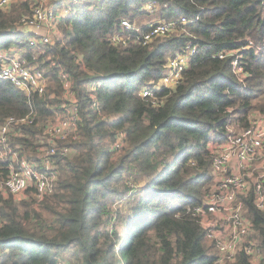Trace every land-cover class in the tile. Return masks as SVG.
<instances>
[{
	"label": "trees",
	"instance_id": "obj_1",
	"mask_svg": "<svg viewBox=\"0 0 264 264\" xmlns=\"http://www.w3.org/2000/svg\"><path fill=\"white\" fill-rule=\"evenodd\" d=\"M150 2L156 10L147 8ZM67 3L75 11L59 20L62 33L43 50L28 46L26 52L49 78L47 93L35 98L40 120L61 109L62 73L72 80L78 150L60 158L56 190L38 202L40 208L33 199L2 198L0 264L214 261L219 252L190 209L213 182L210 143L224 140L231 126H248L253 110L264 111V0H58L57 6ZM30 11L28 2H18L0 12V48L27 38L15 26ZM154 16L180 22L143 44L141 30ZM140 18L150 20L141 29L122 24ZM117 31L131 32L127 43L111 39ZM248 39L261 49L244 50L250 75L243 83L231 59L218 52L243 47ZM187 46L196 52L181 82L161 88L157 103L143 96ZM30 110L26 95L0 77V119ZM118 134L126 143L115 149ZM244 201L251 238L264 252V210L251 197ZM231 264H252L251 257L240 251Z\"/></svg>",
	"mask_w": 264,
	"mask_h": 264
},
{
	"label": "built area",
	"instance_id": "obj_2",
	"mask_svg": "<svg viewBox=\"0 0 264 264\" xmlns=\"http://www.w3.org/2000/svg\"><path fill=\"white\" fill-rule=\"evenodd\" d=\"M58 0H0V12H8L18 2H28L30 14L23 15L15 30L27 37L19 38L8 50L0 48V77L13 83L27 97L31 110L24 115H7L0 119V201L10 195L17 201L33 199L36 204L55 192L60 176V158L73 156L77 147L73 141L80 137L79 109L72 80L61 75L63 88L61 109L55 117L39 119L35 98L47 93L49 78L45 69L27 56L28 46L43 50L57 35L61 17L75 9L70 4L57 6ZM78 0H73L76 3ZM157 9L153 2L147 5ZM185 17L181 22H186ZM179 20L154 21L141 30L140 40L149 44L158 36H165L179 25ZM123 26L141 29L142 24L128 19ZM131 32L117 31L111 39L127 43ZM27 42V44H26ZM261 49L252 39L240 48L218 52L220 58H230L232 71L241 82L250 75L244 63V50ZM194 46H187L167 63L165 74L158 82L146 85L142 95L153 103L159 102L156 93L163 87L174 88L183 78ZM55 94L50 93L53 98ZM224 140L211 142L213 153V182L203 201L190 210L214 242L219 257L208 264L235 263L238 253L244 251L252 264H261L264 252L251 238L253 221L246 214L245 198L251 197L256 208L264 210V111L255 110L249 115V125L231 126ZM126 143L125 135L118 134L114 148ZM4 224L0 213V226ZM55 264H71L59 261Z\"/></svg>",
	"mask_w": 264,
	"mask_h": 264
},
{
	"label": "rangeland",
	"instance_id": "obj_3",
	"mask_svg": "<svg viewBox=\"0 0 264 264\" xmlns=\"http://www.w3.org/2000/svg\"><path fill=\"white\" fill-rule=\"evenodd\" d=\"M66 2L68 1V0H65ZM24 14H27V15H29V13H24ZM153 21H160V20H158L157 19V17L156 16H154L153 17V19H152ZM150 20H148V19H146V18H140V19H137V23L138 24H143V23H146V22H149ZM56 32L58 33V35H60L61 33H62V29L58 26L57 28H56ZM2 49H4V50H8L9 49V47L7 46V45H4V46H2ZM56 87V86H55ZM51 93H53V94H55V96L54 97H56V91L54 90V89H52V91H51ZM53 97V98H54ZM61 98H62V94H61ZM253 111H255V110H253ZM252 113V112H251ZM250 113V114H251ZM37 208H40L39 206L40 205H38V204H36L35 205ZM214 252V251H213Z\"/></svg>",
	"mask_w": 264,
	"mask_h": 264
},
{
	"label": "crops",
	"instance_id": "obj_4",
	"mask_svg": "<svg viewBox=\"0 0 264 264\" xmlns=\"http://www.w3.org/2000/svg\"><path fill=\"white\" fill-rule=\"evenodd\" d=\"M68 262H70V261L68 260Z\"/></svg>",
	"mask_w": 264,
	"mask_h": 264
}]
</instances>
